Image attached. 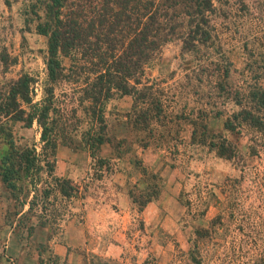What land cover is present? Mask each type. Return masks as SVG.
<instances>
[{"label": "rangeland", "instance_id": "obj_1", "mask_svg": "<svg viewBox=\"0 0 264 264\" xmlns=\"http://www.w3.org/2000/svg\"><path fill=\"white\" fill-rule=\"evenodd\" d=\"M25 2L17 0L8 6L0 0V88L28 74L35 79L37 102L43 99L46 86L48 39L38 34ZM248 4V10L238 11L231 1L230 15L216 21L219 41L238 71L232 78L235 83L244 78L246 63L256 76L264 60V0H248ZM199 66L182 54L181 42H173L149 70L166 88L170 116L184 112L195 118L202 109V81L193 79V70ZM73 86L66 84L57 90L65 104H72ZM132 104V98L126 97L107 106L106 115L116 134L127 138L119 149L121 155L109 146L103 150L111 159L110 173L101 176L99 164L85 150L59 148L56 174L81 187L84 198L62 201L53 194L48 210L42 211L41 199L28 221L23 214L15 215L13 201L0 188V262L25 264L27 257L34 264L42 260L43 264H74V260L78 264H195V255L204 264H253L264 255V137L249 130L230 135L243 157L228 161L193 143L190 119L169 116L158 127L166 137H155L145 146L121 125ZM211 125L221 129L223 121L212 120ZM14 132L19 147L36 145L40 151L37 123L31 129L17 124ZM252 146H257L258 154H252ZM157 178H161L162 193L141 211L130 194L139 195L147 184L159 182ZM43 182L50 183L52 178L45 174ZM57 209L58 215L51 216ZM42 212L50 214L53 227L39 228L29 236L30 224H38ZM21 218L25 220L22 224ZM102 219L110 228L96 226L95 235L86 240L80 227ZM219 219L221 223L212 224ZM124 222L122 241L114 240V229ZM202 228L210 230L204 238ZM54 243L61 245V257L54 254ZM110 244L122 249L120 261L101 253Z\"/></svg>", "mask_w": 264, "mask_h": 264}, {"label": "trees", "instance_id": "obj_2", "mask_svg": "<svg viewBox=\"0 0 264 264\" xmlns=\"http://www.w3.org/2000/svg\"><path fill=\"white\" fill-rule=\"evenodd\" d=\"M15 1L5 0L8 6ZM231 1L238 11L249 9L248 0H26V14L38 34L48 39L47 76L43 99L37 102L35 79L28 74L0 88V188L13 201L15 215L32 220L41 199L42 211H47L53 194L62 201L84 198L81 187L56 174L61 146L87 151L99 164L101 176L112 171L103 150L109 146L121 155L119 149L127 138H119L108 120L109 102L132 98L121 125L137 143L146 146L155 137H166L158 131L170 116L166 88L148 72L173 42H181L182 54L200 65L193 70V79L202 81V109L195 118L184 112L170 116L190 119L193 143L233 161L243 156L230 135L249 130L263 139L264 60L256 76L246 63L244 78L235 83L232 78L238 71L219 41L216 21L230 15ZM66 84L75 85L71 105L57 93ZM212 120H222V128H214ZM35 123L41 129L40 151L36 145L19 147L14 127L22 124L31 129ZM251 149L258 154L257 146ZM45 174L52 182H43ZM157 179L139 195L131 192L141 211L160 197L163 188L161 178ZM65 213L63 208L61 215ZM52 214L57 216L58 209ZM49 217L42 212L39 223L30 224L29 236L39 228L53 227ZM217 221L221 223L219 219L212 224ZM208 233L202 228V238ZM193 257L195 264H204L203 258ZM253 264H264V255Z\"/></svg>", "mask_w": 264, "mask_h": 264}, {"label": "crops", "instance_id": "obj_3", "mask_svg": "<svg viewBox=\"0 0 264 264\" xmlns=\"http://www.w3.org/2000/svg\"><path fill=\"white\" fill-rule=\"evenodd\" d=\"M90 221V220H89ZM89 221H87L86 227L83 226L82 228L80 227V229L83 231V233L86 234L87 238L86 240H89V235H95V227H103V229L106 228H110V224H108L105 220H99V221H95V224L93 225V223H89ZM120 226V229H114L115 231V236L113 237L114 240H120L123 239V231L122 229H125V227L127 226V222L122 223V226ZM94 237V236H93ZM105 257H108L109 259H113V260H121V255H122V249H120V246L118 244H110L109 246L105 247L103 249V251L101 252ZM54 254L58 255V256H62L63 255V249L61 247L60 244H55L54 243ZM3 259L0 262V264H3ZM76 262V263H75ZM23 263L25 264H34L33 261H30L29 258L25 257ZM73 264V263H72ZM74 264H78L77 261L74 260Z\"/></svg>", "mask_w": 264, "mask_h": 264}]
</instances>
